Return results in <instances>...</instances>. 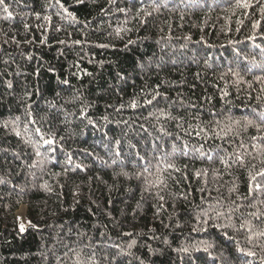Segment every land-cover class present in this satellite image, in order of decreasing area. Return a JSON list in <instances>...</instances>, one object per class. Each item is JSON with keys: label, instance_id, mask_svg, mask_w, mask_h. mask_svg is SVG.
I'll list each match as a JSON object with an SVG mask.
<instances>
[{"label": "trees", "instance_id": "trees-1", "mask_svg": "<svg viewBox=\"0 0 264 264\" xmlns=\"http://www.w3.org/2000/svg\"><path fill=\"white\" fill-rule=\"evenodd\" d=\"M108 2L61 0L75 21L56 0H5L11 17L0 7V264H260L264 247L253 245L264 246V238L250 244L238 229L243 215L254 231L264 230V217L248 215L264 213V196L247 198L246 168L226 171L218 156L243 152L241 141L253 155L254 143L264 149L251 140L264 136L257 131L264 125V21L253 41L247 37L259 13L233 15L226 0H144L148 17H137L139 2ZM117 29L130 31L117 36ZM161 109L174 119L157 120ZM216 120L231 125L227 138L196 136L200 128L211 135ZM36 126L54 134V152ZM201 145L212 161L195 151ZM137 153L153 165L167 153L180 171L163 173L166 188L145 191L155 177L137 179ZM236 205L233 227L193 231L203 211ZM201 241L212 245L208 252L177 251ZM237 242L257 258L242 257Z\"/></svg>", "mask_w": 264, "mask_h": 264}, {"label": "snow or ice", "instance_id": "snow-or-ice-1", "mask_svg": "<svg viewBox=\"0 0 264 264\" xmlns=\"http://www.w3.org/2000/svg\"><path fill=\"white\" fill-rule=\"evenodd\" d=\"M79 2H83V0H79ZM137 2L140 3V7H138L136 9V15L137 17L140 16V13H143L145 17H148L151 15V12L146 10V6L144 3V0H132L133 4H136ZM226 2L229 5V8L232 10V14L235 15L236 10H241L243 12V15L245 17V19H251L252 18V12H258L260 19H253L252 20V30H253V34L248 36L247 39L248 40H255L256 39V31L261 27V23L262 21H264V0H234V2H232V0H226ZM109 3H115V0H109ZM56 4L60 6L61 9H63V12L66 14V17L68 19H71L73 21L76 20L75 15L68 10V8H66L62 3L61 0H56ZM0 7H2L3 11L5 13H7L8 17L12 16L11 11H9V6L8 4L5 3V0H0ZM154 10H158L156 9L155 5H152ZM251 10V11H250ZM103 11V10H102ZM118 11L122 12V13H126L127 11H129V9H125V8H120L118 9ZM183 18V17H181ZM46 20H50V17H45ZM146 21H141V23H145ZM237 24L238 25H242L243 24V20H237ZM25 27H27V25H25ZM57 31H59V29H57ZM122 31H130V29H117L116 30V34L117 36L120 35V33ZM237 32L240 31V27H237L236 29ZM188 39H190V37H188ZM41 43H44V41H41ZM61 44L64 43V41H60ZM75 44H80L81 41L77 40L74 41ZM134 43V41L129 40L127 42V44L125 45V47H127L128 45ZM231 43V41H230ZM96 47H100V48H107L109 47V45L107 44H98L96 45ZM198 75V74H197ZM256 79L259 81L261 79V77H256ZM65 84H67V80L64 81ZM9 87H11V84L8 85ZM160 93L159 91H156L155 95L152 97V99H156L157 96H159ZM228 93L225 92L224 96H227ZM223 98V97H222ZM146 103L151 104L152 100H147ZM123 107V106H121ZM131 107L135 108L137 107V103L135 101H133L131 103ZM28 115L29 117H31V106H28ZM81 115H84V112L82 110ZM164 117L165 119H174V117L171 116L170 113H165L164 110H160V115L156 116V119L159 120L161 117ZM19 118H17L18 120ZM229 120L231 121V117H229ZM91 123V121H89ZM28 123L32 124V125H36V120L34 118L29 119ZM220 121L216 120L215 124H216V129L211 131V135H208V130L204 129V128H200L198 131H195L196 136H200L202 133L207 136V138L211 139V138H219V139H225L229 136V133H231L233 131L232 127L230 124L225 125L223 127H220ZM235 124H239L240 121H235ZM252 121L248 120L246 127L249 125H252ZM13 124L15 125V122H13ZM8 124L5 123L4 127H7ZM262 129H264V125H257V131H261ZM27 125H25V132H27ZM35 132L40 135V139L43 141L44 145H48V146H53L52 147V151L54 152L55 149V145L57 144V140L55 139L54 134L53 135H48L46 136L42 130L41 127L36 126L35 127ZM15 134L17 136L21 135L20 131H16ZM62 139V138H61ZM252 141H261L264 142V136H253L251 137ZM202 145L201 148H197L195 149V151L200 152L201 157H204L206 154L201 150L202 149ZM253 150L255 152V155H253L252 153H249L247 151V149L244 148V143L243 141H241L239 148L243 149V152L237 150L233 153H228L224 156H218V159L220 161V163L224 166L225 170L228 171L230 170L234 165H238L239 167L242 168H246L247 172H248V196L247 198H252L254 196V194L259 198L261 196H264V149H258L257 145L254 143L252 145ZM185 149H187V145H185ZM173 151L175 152V146H173ZM183 155H188L187 151H184L182 153ZM37 156H40L41 153L39 151H37L36 153ZM117 155L119 156L120 153H117ZM246 157H251V160L246 159ZM206 158L209 161H212L214 156L212 154H208L206 155ZM137 159L138 161H142V167H143V173H138L137 174V179H145V181H147V176H145L144 174L147 173L149 176H153L154 175V179L150 182H148L147 187L145 188V191H149L151 188L155 187V188H166L167 187V183H166V178L163 175V173L167 172L169 169L173 170V171H180V169L176 168L175 164L170 162V158H169V154L165 153L163 155H160L158 157L154 156V159L156 160L155 165L152 164L151 161H148L145 157L143 156H139V154L137 153ZM255 161V162H252ZM69 163H71V158L69 157ZM113 163H115V161H113ZM257 165H260L259 169H257ZM77 167H79V165H77ZM153 167L155 168V173H153L152 169ZM228 174H231L230 171ZM124 175H128L127 173H124ZM203 175L207 176V170H203ZM196 176L199 178L201 176V172L197 171L196 172ZM207 185V181H205V186ZM201 192L205 191L204 188L200 189ZM230 192H235L236 191V186L234 185L232 188L229 189ZM157 197L159 198L160 201H164V196L160 195L159 192L156 193ZM186 198V197H184ZM239 199V197H238ZM261 203H264V200L260 201ZM233 204H235V201L232 202ZM254 206V205H253ZM164 205L161 204L160 208L157 209V214H159V211L161 208H163ZM212 206L210 205V208ZM240 205H236V208H231L229 207L228 212L225 213L224 211H220L218 209H212V211L214 212V215L210 214L209 211H203L199 216L196 217V224L198 227H193V231H207V225L211 224L213 227L217 228V229H227L229 227H233V223H232V214L234 211L239 210ZM249 216L255 218L256 220H260L261 217H264V213H261L259 211V209H257V211L255 212H251L248 214ZM226 219L228 221V223L226 224H220L217 221H219L220 219ZM241 220L243 221L242 223H240L239 225V229H244L246 230L249 235L247 236V240L248 242L251 244L255 239H259V238H264V230H257L254 231V227L255 225L253 224L252 220L249 219H244L243 215L241 216ZM25 231V227L23 224L20 225V232H24ZM103 235V234H102ZM124 235H129L131 236V233H124ZM225 236H228L227 231L224 232ZM231 239V237H229ZM135 243V241H133V244ZM133 245L130 244L129 247L131 248ZM256 248H261L264 247L259 243H256L253 245ZM201 247L203 249L204 252H208L209 248L212 247L211 244L205 242V241H201L199 242V245H188V246H184L179 248L177 251L179 252H183V253H189L190 250H195V251H200ZM237 251L242 255V257H252V258H257V252L252 250L251 248H243L239 246V242H237ZM260 264H264V255L259 256L258 257ZM247 264H252L251 261H248Z\"/></svg>", "mask_w": 264, "mask_h": 264}, {"label": "rangeland", "instance_id": "rangeland-1", "mask_svg": "<svg viewBox=\"0 0 264 264\" xmlns=\"http://www.w3.org/2000/svg\"><path fill=\"white\" fill-rule=\"evenodd\" d=\"M25 214H26V207L21 206L19 210L17 211V218L20 221V223L23 225L26 223Z\"/></svg>", "mask_w": 264, "mask_h": 264}, {"label": "bare ground", "instance_id": "bare-ground-1", "mask_svg": "<svg viewBox=\"0 0 264 264\" xmlns=\"http://www.w3.org/2000/svg\"><path fill=\"white\" fill-rule=\"evenodd\" d=\"M109 3V2H108ZM108 6V5H107ZM116 8V7H115ZM111 12V11H110ZM120 14V13H119ZM98 33V32H97ZM90 127H92V126H90ZM95 127V126H94ZM90 129V128H89ZM97 131V130H96ZM103 134V133H102ZM189 136V135H188ZM112 138V137H111ZM121 138V137H120ZM119 138V139H120ZM181 138V137H180ZM132 146V145H131ZM1 147V146H0ZM8 150V149H7ZM25 153V152H24ZM128 177V176H127ZM130 182V181H129ZM121 189V188H120ZM159 204V203H158ZM163 209V208H162ZM164 232V231H163ZM122 242V241H121ZM123 243V242H122Z\"/></svg>", "mask_w": 264, "mask_h": 264}]
</instances>
